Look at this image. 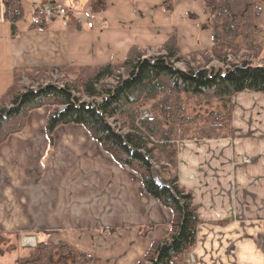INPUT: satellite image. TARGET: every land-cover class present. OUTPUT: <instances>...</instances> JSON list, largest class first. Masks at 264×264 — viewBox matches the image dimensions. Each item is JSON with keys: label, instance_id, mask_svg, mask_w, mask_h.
<instances>
[{"label": "crops", "instance_id": "crops-1", "mask_svg": "<svg viewBox=\"0 0 264 264\" xmlns=\"http://www.w3.org/2000/svg\"><path fill=\"white\" fill-rule=\"evenodd\" d=\"M109 1L23 0L15 36L0 18V98L16 70L114 63L118 41L109 37L117 36L120 27L117 11L110 10L115 3ZM55 2L68 9L67 16L48 21L45 29H29L37 7ZM120 8L123 12L126 6ZM27 10L31 14L25 22ZM122 25L129 30L128 20ZM47 114L45 108L31 111L26 128L0 144V237L67 243L90 255L91 264L139 263L154 243L169 238L171 211L81 125L55 128L50 144L44 129ZM256 114L238 117L232 145L216 150L210 147L215 140L186 154L180 151L177 168L180 184L199 208V220L243 218L244 264H264V109ZM199 226L196 246L184 264L212 260L216 243L208 235L227 230ZM4 256L0 261L5 262Z\"/></svg>", "mask_w": 264, "mask_h": 264}, {"label": "trees", "instance_id": "trees-1", "mask_svg": "<svg viewBox=\"0 0 264 264\" xmlns=\"http://www.w3.org/2000/svg\"><path fill=\"white\" fill-rule=\"evenodd\" d=\"M23 0H0V18L9 23L11 36L24 15ZM213 13V41L228 45L238 37L244 41L256 36L261 10L254 0H204ZM29 29H45L47 21L34 14ZM165 53L145 57L132 46L122 62L81 68H35L14 71L13 84L0 98L9 106L0 108V144L11 134L21 131L31 110L50 105L45 121V134L52 143L53 131L61 125H81L106 154L117 164L133 170L142 188L172 214L170 235L152 245L145 258L137 264H184L186 254L196 246L197 227L201 224L191 193L178 184V176L155 174L156 164L170 163L177 168L175 140L180 126L193 120L183 116V99L194 97L216 100L224 112L212 113L205 119L199 133L205 138H218L228 129L230 99L244 90L264 94V66L247 61L233 64L226 70L191 67L180 70L181 61L174 40L165 43ZM58 71H73V81L62 85L47 83L36 88H22L25 77L30 81L46 78ZM113 79L114 84L105 80ZM143 106L154 111L152 118H140ZM119 121L125 132L114 128L110 120ZM223 123V125L221 124ZM225 135V134H224ZM183 134H180V137ZM156 163V164H155ZM93 259L69 244L37 243L28 255L15 264H91Z\"/></svg>", "mask_w": 264, "mask_h": 264}, {"label": "rangeland", "instance_id": "rangeland-1", "mask_svg": "<svg viewBox=\"0 0 264 264\" xmlns=\"http://www.w3.org/2000/svg\"><path fill=\"white\" fill-rule=\"evenodd\" d=\"M113 1L115 4H112ZM254 1L255 5L261 10L259 20L256 24V36H254L251 41H244L241 36L233 39V41L230 40L228 45H224L219 41L217 43L213 41V13L207 11L204 0H110L109 2L112 4L110 10L114 8L117 11L120 27L117 36L114 35V37H109L111 42L115 43L116 40L118 41V44L115 45L116 52L112 58V62H122L129 48L132 46L141 49L145 57L164 54L165 43L174 40L179 49L178 55L181 58V61L175 63V67L180 70H185L188 67L193 69L200 67L205 69L226 70L231 67V65L240 64L242 61H247L252 65L264 66V0ZM121 5L124 7L126 6L123 12H121ZM26 13L27 16L23 19L25 22L27 21L26 18H29L31 12L27 10ZM121 20L124 22L128 20L129 30L123 28V21ZM76 76L77 75L73 71H58L47 74L46 78H39L34 82L24 77L21 81V89H34L39 85H47V83L59 86L65 81H73ZM105 82L109 85L114 84L113 79L105 80ZM229 103V128L225 129L222 132V136L218 138H205L199 133L200 127H196L201 125L210 114L224 112L222 103L220 104L214 99L207 102L205 99H197L190 96L183 99V116L186 120L189 119L193 121L187 127L180 126L178 129L180 133L176 139H174L177 152V168L180 151H184V154H186L189 153V151H191L190 149L193 147L200 148L202 145L214 142L215 140L216 141L212 143L210 147L216 150L229 144L232 145L234 140V125L238 117L241 119L244 114L254 116L257 115L256 113L261 112L264 109V94L245 90L244 93L233 95ZM2 106H9V102L2 101V103H0V108ZM39 108H45L48 113L52 109L50 105ZM29 114L25 119V125L22 130L26 128ZM153 114L155 113L151 107L143 106L140 111V118L150 119ZM47 116L48 114L46 118ZM110 123L117 130L120 128L121 132H125V128L121 127L119 121L117 122L111 119ZM221 124L223 125V123ZM180 134H183V136L180 137ZM227 148H230V146ZM229 162L232 163L234 161L229 159ZM177 168L173 170L170 163L156 164L155 169L158 170L159 173L155 174V176L160 180L162 177H171L175 171L178 176V184L185 191L189 192L180 184ZM218 190L220 189H213L214 192ZM235 195H237L236 192ZM194 205L197 208L198 215L199 208L195 203ZM235 208L240 210L238 204H236ZM242 220L243 218L238 215L237 217H229L224 220H201L200 226L202 225L203 227L218 226L224 227L225 229L227 228L226 232L215 234L214 236L208 235V237L214 238L213 242L216 243V246L214 247V251L211 252L212 260L209 259L205 261V264H210L212 261H214V264H232L231 256L234 252L236 253L234 264H244L245 258L241 230ZM204 237H206L205 233L202 235L201 240H203ZM36 244L32 236H21L18 238L15 235H8L6 237H0V256L5 255V262H0L15 264L17 259L28 255L30 249ZM232 247L234 251H232ZM193 251L194 248L190 253Z\"/></svg>", "mask_w": 264, "mask_h": 264}, {"label": "built area", "instance_id": "built-area-1", "mask_svg": "<svg viewBox=\"0 0 264 264\" xmlns=\"http://www.w3.org/2000/svg\"><path fill=\"white\" fill-rule=\"evenodd\" d=\"M36 14L37 17L45 20H56L66 17L68 9H66L62 4L55 2L38 7Z\"/></svg>", "mask_w": 264, "mask_h": 264}]
</instances>
